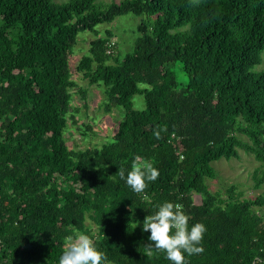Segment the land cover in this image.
Here are the masks:
<instances>
[{
    "label": "trees",
    "instance_id": "obj_1",
    "mask_svg": "<svg viewBox=\"0 0 264 264\" xmlns=\"http://www.w3.org/2000/svg\"><path fill=\"white\" fill-rule=\"evenodd\" d=\"M128 13L141 18L139 36L120 59L116 45L107 52L112 33L96 28ZM82 32L95 39L76 72L104 86L106 113L124 116L111 141L75 149L66 133L77 123L73 94L87 97L71 68ZM263 53L264 0H125L104 10L97 0H0V264H58L76 231L94 234L110 264H170L164 252L147 255L142 231L166 200L206 225L204 251L188 264H264V194L246 199L232 185L223 197L206 185L214 162L243 151L261 164L254 188L264 186ZM135 156L160 172L143 193L119 176Z\"/></svg>",
    "mask_w": 264,
    "mask_h": 264
},
{
    "label": "rangeland",
    "instance_id": "obj_2",
    "mask_svg": "<svg viewBox=\"0 0 264 264\" xmlns=\"http://www.w3.org/2000/svg\"><path fill=\"white\" fill-rule=\"evenodd\" d=\"M57 3L69 0H53ZM125 0H97V5L101 9H106L111 4H119ZM141 18L132 13L121 15L112 23L99 25L96 30L101 36H106L105 32L109 31L113 35L112 42L116 45L117 57L124 58L134 49L135 42L139 36L137 32ZM95 39L94 33L82 32L78 37V45L74 49L71 58V68L74 73V80L79 87L87 93L86 102L82 100L81 94H73L72 105L75 110V120L73 123L69 120V126L66 133L68 144L75 149H85L89 147H101L105 142L112 140L113 135L118 129V125L122 120L124 113L122 109H116L112 113H106L104 104L106 102L105 88L97 85H89L88 81L82 78V75L76 72V66L83 55L88 54L89 42ZM173 71L176 75L177 83L185 86L188 78L184 73L182 66L175 64ZM255 71H264V53L263 62L255 68ZM133 107L136 110H144L146 102L143 95H136L133 98ZM86 127H90L89 129ZM216 177L207 179L206 185L209 191L220 192L223 197L227 196L226 190L234 185L238 192L243 193V198L253 199L260 194H264V186L259 190L254 188L252 175L254 171L261 166L254 156L240 151V157L237 159H221L212 164ZM194 201L199 203L201 197L194 195ZM260 214H264V209L260 210ZM87 225L93 228L91 221H87Z\"/></svg>",
    "mask_w": 264,
    "mask_h": 264
},
{
    "label": "clouds",
    "instance_id": "obj_3",
    "mask_svg": "<svg viewBox=\"0 0 264 264\" xmlns=\"http://www.w3.org/2000/svg\"><path fill=\"white\" fill-rule=\"evenodd\" d=\"M162 131L166 129L157 130L155 135L159 138ZM159 175V169L151 159L142 160L139 156L132 159L127 170L119 171L120 178L135 193H143ZM154 207L156 210L147 215L142 223V231L150 232L149 243L145 246L147 255L164 252L170 264H188L186 257L204 251L205 224L196 222L190 225L191 217L179 203L166 200ZM140 223L135 221V228ZM58 264H110V261L97 245L94 234L76 231L66 237L65 249L58 258Z\"/></svg>",
    "mask_w": 264,
    "mask_h": 264
},
{
    "label": "built area",
    "instance_id": "obj_4",
    "mask_svg": "<svg viewBox=\"0 0 264 264\" xmlns=\"http://www.w3.org/2000/svg\"><path fill=\"white\" fill-rule=\"evenodd\" d=\"M115 45V43L114 42H111L110 44H109V46H108V54H111L112 53V51H113V46Z\"/></svg>",
    "mask_w": 264,
    "mask_h": 264
}]
</instances>
